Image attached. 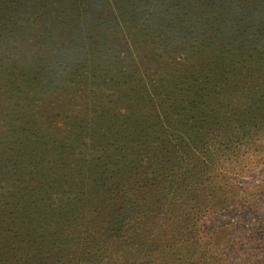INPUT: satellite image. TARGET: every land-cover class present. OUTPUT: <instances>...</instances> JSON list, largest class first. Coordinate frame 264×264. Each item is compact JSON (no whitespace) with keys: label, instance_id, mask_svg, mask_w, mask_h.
Here are the masks:
<instances>
[{"label":"rangeland","instance_id":"374dc122","mask_svg":"<svg viewBox=\"0 0 264 264\" xmlns=\"http://www.w3.org/2000/svg\"><path fill=\"white\" fill-rule=\"evenodd\" d=\"M113 7L101 0H0V97L8 107L0 119V214L22 217L17 211L23 198L45 190L58 192L51 207L60 213L40 215L37 225L44 229L23 242L5 240L6 230L0 228V264H74L88 250L80 244L101 252L103 259L107 254L108 264H141L139 257L120 261L130 248L150 253L155 237L159 249L176 245L178 260L169 264H264V60L253 65L239 55L245 63L241 72L236 66L233 78L229 71L208 80L214 59L203 62L209 57L204 56L200 64L185 51L178 58L194 63L200 75L192 77V67L185 71L184 63L181 75L162 78L163 86L195 83L202 89L185 97V109H166L173 99L161 105V84L151 100L128 93L134 85L149 87L148 81L167 73L168 66L125 61L114 51L116 40L105 42L120 27V19L117 29L115 17L106 15L105 10L118 13ZM178 41H172L177 51ZM36 51L39 56H31ZM25 61L30 69L20 70ZM228 70L226 65L216 72ZM26 71L52 81L66 95L91 88V102L85 109L71 108L64 124L51 131L50 122L35 119L28 108L39 93L23 75ZM74 132L97 146L100 140L101 146L89 150L90 157L80 154ZM41 142L45 151L31 169L24 153ZM15 162L23 171L6 174L20 166L3 164ZM88 163L101 178L126 183L125 191L113 190L115 198L109 193L113 205L104 218L84 206L92 198L82 199L92 183L85 179ZM108 168L116 171L108 173ZM11 190L18 191L15 198ZM70 191L81 196L76 213L68 212ZM87 209L93 213L86 214ZM118 227V234L110 236ZM151 254L149 264H165V255Z\"/></svg>","mask_w":264,"mask_h":264},{"label":"trees","instance_id":"16d2710c","mask_svg":"<svg viewBox=\"0 0 264 264\" xmlns=\"http://www.w3.org/2000/svg\"><path fill=\"white\" fill-rule=\"evenodd\" d=\"M101 2L112 3L114 5L113 8L118 11V13H116L112 10H105L107 17L110 15L115 17L117 21V29L118 20L120 19L119 31L108 35L104 39L105 42L116 40V47L114 48L115 52L122 53L126 57L125 61H149L156 65L164 62L166 64H163L162 67L165 65L168 66L167 73L161 72V76H158V78L152 77L151 80L148 81V83L151 84L149 87L134 85L130 88L128 93H140L151 100L156 93L157 87L155 85L161 84V87L164 88L161 105H164L171 97L173 99L170 104L165 106L166 109L172 111L178 108L185 109V102H187L185 97L192 96V94L197 95L202 89L200 86L201 84L196 85L195 83L191 86L187 83H168L165 84L166 86H163L164 81L162 78H168L173 73L179 75L182 74L180 71H183V65L185 62L178 57L184 58L182 54L183 52H188L189 57L200 64H202L201 61H203L204 56L209 57L203 62L214 59V62H216V68L205 77V79L208 80H211V78L219 80L224 74L227 75L229 71H231L229 78H233L237 75V73H234L236 66L239 69L238 72H241L245 63L240 62L239 59H237L239 55L243 56V61H248L250 63L254 62L253 65H255V63L260 65L264 60V0H101ZM73 12L78 13V11ZM96 25L99 26V23H95V26ZM99 27L101 28V26ZM182 30L183 35L181 33ZM103 32L104 30L100 32L102 39L104 36ZM176 37L179 39V51H177V46L172 42ZM186 45L190 46L187 47ZM202 45H205V47L202 48ZM32 55L38 57L39 52L36 51L34 54H31V56ZM254 55L257 57V60L255 61L253 60ZM30 60L33 61V58L26 61ZM26 61L20 70L30 69ZM190 63H185L187 66L184 69L185 71H188V69L192 67V70H189L188 72L192 77L196 78V75H200L197 74L199 69L194 66V63ZM226 65L230 67V70L216 72L217 69L224 68ZM153 74L157 75V72L155 71ZM23 75L28 78L31 87L35 84L39 93L37 97L32 100L35 104L33 106L28 104L30 106H28V108L29 110L34 111L33 116L35 119L44 118L49 121L52 128H50L51 131H56L55 129L59 125L64 124L65 118H69L68 111H70L71 108L82 107V109H85L91 102L93 94L91 88H82V90H77L75 93L66 95L61 92V87L54 86L52 84L53 82L50 80L45 82L44 79L34 75L32 71L23 72ZM73 80L74 78H72V81ZM193 81H195V79H193ZM197 88L199 89L197 90ZM232 89L236 90L237 88L235 87ZM178 97L182 99L179 100ZM2 99L3 98L0 97V119L8 109L6 105H3V102L1 101ZM70 105L71 107H67ZM115 107L116 106H112V108ZM164 113L169 112L164 110ZM71 119L73 118H70L69 122ZM73 138L77 142L75 149H80V154L88 155V157H90L89 155L92 154H88L87 152L89 150L93 151L94 146H97L94 140L90 137L81 140V138L76 135V132H74ZM30 146V151L24 153L29 159L27 162H23H25V164L31 169H34L41 161V157L45 150H41V147L43 146V142H41L36 149L39 153V156L37 157L38 154L34 153L36 152V146L34 144H31ZM99 146H101L100 140L98 141L97 147ZM25 147L27 150L29 149L28 145ZM83 149L85 151H83ZM7 151L8 150H5L3 154ZM1 159H4L3 155L1 156ZM3 165L5 167L20 166V164H16V162L11 164L4 163ZM87 168L88 169L84 172V174H86L85 179L91 180L92 183L88 184L87 187H90L88 189L89 192H83L85 194L82 199H87L90 196L92 198H90L84 206L90 205L92 207L90 210L97 209L94 211L97 216L99 218H104V216L107 215V212H105L107 211L106 209L113 205L109 198V193H113V197L115 198L117 193H114L113 190H117V192L120 190L125 191L126 183L123 179L115 177L101 178L98 171L92 168L89 163L87 164ZM22 171L23 168L20 166L18 169L13 170V172H5L6 174L16 175V172L20 173ZM27 171L28 169L26 172ZM38 171L39 170L35 173H38ZM115 171V168H108V173ZM127 186L132 187L129 185ZM9 193L11 198H15L18 191L11 190ZM67 193L70 195V203L68 205L71 206L68 212L76 213L77 209L81 207L80 204L77 205V203H80L79 200L81 196L77 197L79 192L70 191ZM53 195L57 196L58 192L54 190H45L36 195L37 198L35 196L24 197V204L21 205V211H17L22 216L20 218L17 216L15 217L12 213H9L8 215L6 212H2L0 214L2 217L0 218V228L6 230V234L3 236L4 239L8 241L11 240L12 243H19V240L22 241L21 238H23V241H25L26 238H32L37 229H44L43 226L37 225L39 224L38 218L40 215L45 214V216H55L60 214L54 207H51V205L55 203L52 198ZM122 203L126 202L123 200ZM7 204L8 202L6 205ZM25 204H28L30 207H26ZM90 210L87 209L85 213H93L90 212ZM118 215L119 214L115 216L118 217ZM23 217L26 221L22 219ZM122 219H125L124 214ZM89 220L94 222L93 219ZM101 222L103 223V221ZM120 226L123 225L120 224ZM14 229L16 230L12 233ZM22 230H26V232L22 233ZM120 230L121 228L118 227L117 233L110 235L106 228L107 235L110 236L117 235ZM0 233V235H3L2 232ZM155 239L158 243L159 238L155 237ZM94 240V238L90 240L93 246H95ZM35 241L36 239H32V242ZM157 243L154 244L155 249L149 250L150 253L142 255L137 253L139 251H134L130 248L127 257L123 258L120 263L127 261L130 257L133 259L139 257L141 264H149L153 262L149 258L152 255V252H154L158 258L165 255V264H169L170 261L173 262L178 260V250L175 248L176 245H163L160 250L158 245L162 244ZM79 247H88V250L80 252L79 254L81 256L74 262V264H108V262L105 261L107 254L104 255L103 259V254L99 251H94L90 246L80 244ZM84 257L85 259L83 260Z\"/></svg>","mask_w":264,"mask_h":264}]
</instances>
